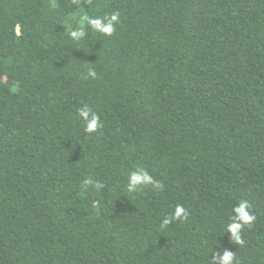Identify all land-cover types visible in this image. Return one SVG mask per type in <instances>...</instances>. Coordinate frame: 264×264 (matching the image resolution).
<instances>
[{
    "label": "trees",
    "instance_id": "obj_1",
    "mask_svg": "<svg viewBox=\"0 0 264 264\" xmlns=\"http://www.w3.org/2000/svg\"><path fill=\"white\" fill-rule=\"evenodd\" d=\"M113 12L111 36L81 23ZM138 168L160 187L128 191ZM225 250L264 264V0H0V264Z\"/></svg>",
    "mask_w": 264,
    "mask_h": 264
},
{
    "label": "clouds",
    "instance_id": "obj_2",
    "mask_svg": "<svg viewBox=\"0 0 264 264\" xmlns=\"http://www.w3.org/2000/svg\"><path fill=\"white\" fill-rule=\"evenodd\" d=\"M86 22L88 27L93 31L101 33L106 36H111L115 31V25L119 22V13L113 12L109 16L104 17L102 20L100 17H85L81 23ZM85 32L83 28L78 29L75 32H71L70 36L73 40L77 37H83ZM89 75H94L89 73ZM79 118L85 123V131L88 133L95 132L100 126L99 116L93 112L87 105L79 110ZM86 184H91V180H86ZM155 184L156 187H160L158 182L153 180V177L143 168H138L132 171L128 177L127 188L128 191L134 192L143 186ZM249 204L247 201H242L238 205L233 207L234 217L232 222L226 226V230L231 234L230 237L234 239L237 243L243 244L241 239V233L245 225H251L255 220L254 214H252L249 209ZM174 218L181 219L186 217L187 213L183 206H177L173 213ZM169 223L168 219L163 221V224L167 225ZM216 264H234V254L231 251H223L217 259H215Z\"/></svg>",
    "mask_w": 264,
    "mask_h": 264
}]
</instances>
